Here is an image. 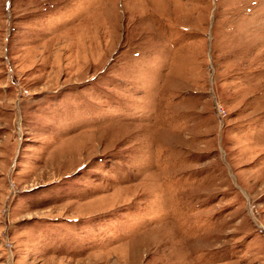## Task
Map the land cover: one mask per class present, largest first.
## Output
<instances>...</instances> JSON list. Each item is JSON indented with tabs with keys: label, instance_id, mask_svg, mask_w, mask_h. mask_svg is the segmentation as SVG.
Returning <instances> with one entry per match:
<instances>
[{
	"label": "rangeland",
	"instance_id": "rangeland-1",
	"mask_svg": "<svg viewBox=\"0 0 264 264\" xmlns=\"http://www.w3.org/2000/svg\"><path fill=\"white\" fill-rule=\"evenodd\" d=\"M0 264H264V0H0Z\"/></svg>",
	"mask_w": 264,
	"mask_h": 264
}]
</instances>
